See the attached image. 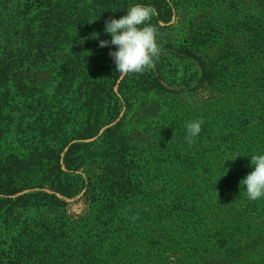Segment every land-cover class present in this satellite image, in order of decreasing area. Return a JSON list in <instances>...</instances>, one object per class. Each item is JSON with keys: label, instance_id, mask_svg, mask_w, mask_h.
Masks as SVG:
<instances>
[{"label": "trees", "instance_id": "16d2710c", "mask_svg": "<svg viewBox=\"0 0 264 264\" xmlns=\"http://www.w3.org/2000/svg\"><path fill=\"white\" fill-rule=\"evenodd\" d=\"M134 2L154 8L161 51L143 72L118 73L116 46L99 40ZM190 2L0 0V264H264V198L241 185L264 151L263 21L232 30L255 32L253 56L208 62L167 42ZM192 83L239 104L204 122L201 153L186 152L194 112L151 142L146 125L164 107L155 95ZM83 190L94 216H38Z\"/></svg>", "mask_w": 264, "mask_h": 264}, {"label": "rangeland", "instance_id": "374dc122", "mask_svg": "<svg viewBox=\"0 0 264 264\" xmlns=\"http://www.w3.org/2000/svg\"><path fill=\"white\" fill-rule=\"evenodd\" d=\"M213 1L214 4L211 5L209 0H191L190 5L178 7L167 29V42L178 48L191 47L198 49L199 54L208 59V62H216V60L222 59L227 52H246L249 56H253L251 54L254 49L253 43L257 39L255 32L247 31L242 36L239 32L234 33L232 30L238 28L236 24H240L243 20L256 27L255 23L258 18H261L264 26V2L259 4L256 3L257 0ZM225 18L233 20L230 23L231 26L224 22ZM257 24L261 25L260 22ZM228 28L230 29L227 30ZM195 85L196 83H192L189 87H171L172 93L161 96L155 95L154 98H159L164 107L160 114L151 118L146 125L151 142L159 137L166 140L168 137L176 136V120H181L188 113H198L199 116L203 114V126L205 125L204 122L210 119H219L221 111H224L225 108L231 110L229 106L236 107L239 104L237 96L234 94H214L215 89L207 83L204 86ZM123 110L125 111V108ZM135 119L138 122H143L146 120L145 114H140ZM198 137L203 138L204 135L200 133ZM202 145L203 143L193 142L188 145L189 149L186 152H190V154L201 153L204 149ZM193 146H195V149H193ZM207 153L208 151H206ZM84 195L85 190L78 197L69 199V204L65 210L48 211L38 216H51V218H57L58 216H94L90 213V201L83 198ZM31 216L33 215L31 214ZM207 259L208 264L227 263L218 255Z\"/></svg>", "mask_w": 264, "mask_h": 264}, {"label": "clouds", "instance_id": "9594fccd", "mask_svg": "<svg viewBox=\"0 0 264 264\" xmlns=\"http://www.w3.org/2000/svg\"><path fill=\"white\" fill-rule=\"evenodd\" d=\"M153 15L152 5L134 2L120 18L109 17L105 20L104 32L110 34L111 39H100L99 46H116L109 55L118 73H141L159 58L158 30L149 22ZM202 124V118L186 122L184 139L188 144H192L201 133ZM250 157L252 170L242 178L241 185L249 200H257L264 198V151Z\"/></svg>", "mask_w": 264, "mask_h": 264}]
</instances>
